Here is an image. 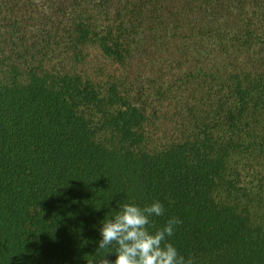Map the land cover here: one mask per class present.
<instances>
[{
    "label": "trees",
    "instance_id": "1",
    "mask_svg": "<svg viewBox=\"0 0 264 264\" xmlns=\"http://www.w3.org/2000/svg\"><path fill=\"white\" fill-rule=\"evenodd\" d=\"M160 200L197 264H264V0H0V264H96Z\"/></svg>",
    "mask_w": 264,
    "mask_h": 264
},
{
    "label": "clouds",
    "instance_id": "2",
    "mask_svg": "<svg viewBox=\"0 0 264 264\" xmlns=\"http://www.w3.org/2000/svg\"><path fill=\"white\" fill-rule=\"evenodd\" d=\"M166 209L160 200L140 205L135 201L118 204L105 216L99 228L98 250L115 253L110 261L105 255L96 264H197L194 256L182 255L171 238L183 220L168 216L162 225L156 219L164 217Z\"/></svg>",
    "mask_w": 264,
    "mask_h": 264
}]
</instances>
